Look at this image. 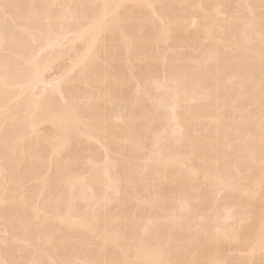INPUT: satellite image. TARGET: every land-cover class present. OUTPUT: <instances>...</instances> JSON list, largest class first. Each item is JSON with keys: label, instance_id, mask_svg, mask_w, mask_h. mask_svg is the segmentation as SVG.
<instances>
[{"label": "bare ground", "instance_id": "obj_1", "mask_svg": "<svg viewBox=\"0 0 264 264\" xmlns=\"http://www.w3.org/2000/svg\"><path fill=\"white\" fill-rule=\"evenodd\" d=\"M0 3V261L264 264L260 0Z\"/></svg>", "mask_w": 264, "mask_h": 264}, {"label": "snow or ice", "instance_id": "obj_2", "mask_svg": "<svg viewBox=\"0 0 264 264\" xmlns=\"http://www.w3.org/2000/svg\"><path fill=\"white\" fill-rule=\"evenodd\" d=\"M28 8V9H37L41 7L45 8H56V7H65V5H35V4H28V5H10L6 3H0V11H3L7 17V11L10 8ZM67 7H71L68 5ZM78 7H84L83 5ZM90 7H100L103 9V16L101 17V27L98 29L96 33V41L99 43L103 37L104 33L108 29L115 30L120 25V13L121 10L125 7L119 3H104L102 5H91ZM255 7L249 5L250 10L252 11L253 17L255 16ZM259 12H260V24H261V32H260V39L262 41V55H261V65H262V72L260 77V97H259V104H260V141H259V148H260V168H261V179H260V190L261 195L264 196V0H260L259 4ZM97 59H101V56H97ZM83 71L85 74L87 73L88 69L86 66H82ZM255 108V97L253 95L252 103L250 106V111ZM174 135L176 133L174 132ZM182 135V131L180 132ZM239 171V169H237ZM239 180V176H234L232 178V182L235 183ZM260 244L261 249L264 251V210H262V223H261V232H260ZM0 264H6L5 261H0ZM7 264H43V261L38 260H31V261H17V262H7ZM66 264H109V262H99V261H91V262H77V261H67ZM111 264H116V262H111ZM128 264H136V262H128ZM155 264H197L195 261H173V260H159L155 262ZM222 264H227V262H222Z\"/></svg>", "mask_w": 264, "mask_h": 264}, {"label": "rangeland", "instance_id": "obj_3", "mask_svg": "<svg viewBox=\"0 0 264 264\" xmlns=\"http://www.w3.org/2000/svg\"><path fill=\"white\" fill-rule=\"evenodd\" d=\"M43 127H44V126H42V127H41V130H42V131H43V129H44V130H46V129H45V128H46V126H45L44 128H43ZM7 242L9 243V241H7Z\"/></svg>", "mask_w": 264, "mask_h": 264}]
</instances>
